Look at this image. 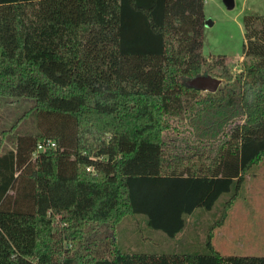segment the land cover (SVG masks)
Returning a JSON list of instances; mask_svg holds the SVG:
<instances>
[{
    "label": "trees",
    "instance_id": "obj_1",
    "mask_svg": "<svg viewBox=\"0 0 264 264\" xmlns=\"http://www.w3.org/2000/svg\"><path fill=\"white\" fill-rule=\"evenodd\" d=\"M203 5L0 0V97L31 102L0 128V264H264L211 241L264 158V16L244 17L240 74L202 93L183 74L202 61ZM222 196L205 253L109 235L141 215L174 238Z\"/></svg>",
    "mask_w": 264,
    "mask_h": 264
},
{
    "label": "rangeland",
    "instance_id": "obj_2",
    "mask_svg": "<svg viewBox=\"0 0 264 264\" xmlns=\"http://www.w3.org/2000/svg\"><path fill=\"white\" fill-rule=\"evenodd\" d=\"M203 13L207 25L203 26L202 61L190 66L183 76L188 79L199 76L209 64L211 74L222 86L224 79L219 78L222 74L234 76L241 72L246 48L244 17L252 15L248 20L253 22L255 15L264 16V0H234L231 10L226 9L222 0H204ZM14 102L0 97V128L8 126L21 108L31 104L30 101ZM177 136L183 137V132ZM224 199L222 196L212 211L197 209L185 229L174 238L149 228L141 215L134 220L124 219L114 234L109 235L116 238L117 246L124 251L205 253L209 228L218 219ZM211 241L222 255L264 256V158L246 175L239 198L223 225L213 231Z\"/></svg>",
    "mask_w": 264,
    "mask_h": 264
},
{
    "label": "water",
    "instance_id": "obj_3",
    "mask_svg": "<svg viewBox=\"0 0 264 264\" xmlns=\"http://www.w3.org/2000/svg\"><path fill=\"white\" fill-rule=\"evenodd\" d=\"M226 9L231 10L234 7V0H222ZM204 25H207L205 22ZM186 86L191 87L201 92L214 93L221 84L219 79L209 75H199L185 81Z\"/></svg>",
    "mask_w": 264,
    "mask_h": 264
},
{
    "label": "built area",
    "instance_id": "obj_4",
    "mask_svg": "<svg viewBox=\"0 0 264 264\" xmlns=\"http://www.w3.org/2000/svg\"><path fill=\"white\" fill-rule=\"evenodd\" d=\"M47 147H54V143L49 141V140L44 141L43 143L38 145L37 151H42L44 148H47ZM87 170H89V169H87Z\"/></svg>",
    "mask_w": 264,
    "mask_h": 264
},
{
    "label": "crops",
    "instance_id": "obj_5",
    "mask_svg": "<svg viewBox=\"0 0 264 264\" xmlns=\"http://www.w3.org/2000/svg\"><path fill=\"white\" fill-rule=\"evenodd\" d=\"M207 60H208V59H207ZM260 162H261V161H260ZM260 162H259V163H260ZM259 163H258V164H259Z\"/></svg>",
    "mask_w": 264,
    "mask_h": 264
}]
</instances>
